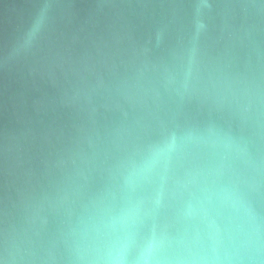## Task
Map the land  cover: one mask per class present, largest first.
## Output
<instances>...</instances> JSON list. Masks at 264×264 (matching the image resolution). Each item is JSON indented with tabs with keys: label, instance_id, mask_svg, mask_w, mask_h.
I'll return each mask as SVG.
<instances>
[{
	"label": "water",
	"instance_id": "obj_1",
	"mask_svg": "<svg viewBox=\"0 0 264 264\" xmlns=\"http://www.w3.org/2000/svg\"><path fill=\"white\" fill-rule=\"evenodd\" d=\"M0 264H264V0H0Z\"/></svg>",
	"mask_w": 264,
	"mask_h": 264
}]
</instances>
